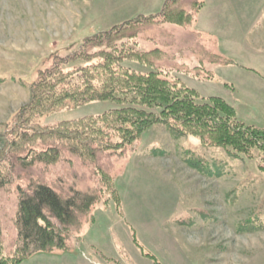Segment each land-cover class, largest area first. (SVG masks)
<instances>
[{"label":"rangeland","instance_id":"374dc122","mask_svg":"<svg viewBox=\"0 0 264 264\" xmlns=\"http://www.w3.org/2000/svg\"><path fill=\"white\" fill-rule=\"evenodd\" d=\"M133 0H0V150L12 113L29 100V85L53 56L71 53L91 34L137 15L158 12ZM202 2L198 15L190 2ZM206 0H178L194 21L145 25L136 48L160 49L156 59L167 79H180L205 101L224 99L246 125L264 128V0H227L225 18L207 15ZM215 0L214 6L222 3ZM225 7L224 4L221 8ZM238 13L240 16L237 23ZM198 15V16H197ZM218 19L210 27L208 20ZM207 20V23H206ZM124 66L146 73L125 60ZM194 67L197 76L183 73ZM167 70L170 72H167ZM203 99V100H202ZM93 101L43 116L41 125L97 115L116 107ZM264 154L234 156L157 123L122 155L99 151L93 161L64 150L58 162L17 166L0 189L4 252L15 243L12 222L18 188L31 182L66 197L72 190L98 192L92 218L81 217L67 250L33 254L22 264H264ZM98 168V169H96ZM100 168V169H99ZM110 176L117 207L100 180ZM107 203V204H106Z\"/></svg>","mask_w":264,"mask_h":264},{"label":"trees","instance_id":"16d2710c","mask_svg":"<svg viewBox=\"0 0 264 264\" xmlns=\"http://www.w3.org/2000/svg\"><path fill=\"white\" fill-rule=\"evenodd\" d=\"M177 2L164 0L156 13L137 15L95 32L77 49L53 56L46 68L37 71L29 85L28 102L9 118L6 146L0 150V189L10 182L17 166L54 164L64 150L88 161H93L99 151L121 156L127 146L157 123L191 135L202 144L230 149L234 156L251 158L253 150L264 154V128L243 123L224 99L209 96L199 101L204 97L195 89L180 79H167L166 68L156 62L163 55L160 49L136 48V37L145 25H192L193 14L183 4L173 8ZM202 2H190L194 14ZM125 60L148 67L149 71L124 66ZM196 68L183 73L197 76L200 72ZM93 101H111L117 106L97 115L40 124L45 115ZM100 180L104 182L103 190L110 194L106 202L113 201L119 207L114 181L111 187L110 176L104 171H100ZM97 200L96 190H72L63 197L40 182H31L27 189L19 187L12 219L15 243L10 253L4 252L0 227V264H22L36 253L67 250L81 217L92 218ZM141 255L159 264L149 253L141 250Z\"/></svg>","mask_w":264,"mask_h":264},{"label":"crops","instance_id":"0c3cea01","mask_svg":"<svg viewBox=\"0 0 264 264\" xmlns=\"http://www.w3.org/2000/svg\"><path fill=\"white\" fill-rule=\"evenodd\" d=\"M133 1H135V3H139V4H143V5L146 4V8H148V9H152L157 4V3L153 2L154 0H133ZM163 1H162V3H163ZM217 1L219 2L220 0H217ZM226 1L227 0L223 1L222 3L218 4L217 6H214L215 0H206V1H204V4H205L204 6H207V8H208L207 9V15L208 16H209V14L210 15H214L217 12V16H220L221 20H222V18L227 17L228 15L226 14V12H227L228 9H230V7L228 5H226ZM162 3H161V5H162ZM222 4H224L225 7L221 8ZM202 10H203V8H202ZM201 11L198 13V15L201 13ZM236 15L238 16L237 23H239V19H240L241 15H239L238 13H236ZM218 22H219L218 19H215V20H212V21L208 20V25L210 27H213ZM206 23H207V20H206Z\"/></svg>","mask_w":264,"mask_h":264}]
</instances>
